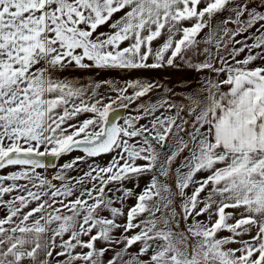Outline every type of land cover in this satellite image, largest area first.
<instances>
[{
  "label": "snow or ice",
  "instance_id": "snow-or-ice-1",
  "mask_svg": "<svg viewBox=\"0 0 264 264\" xmlns=\"http://www.w3.org/2000/svg\"><path fill=\"white\" fill-rule=\"evenodd\" d=\"M0 264H264V0H0Z\"/></svg>",
  "mask_w": 264,
  "mask_h": 264
},
{
  "label": "rangeland",
  "instance_id": "rangeland-1",
  "mask_svg": "<svg viewBox=\"0 0 264 264\" xmlns=\"http://www.w3.org/2000/svg\"><path fill=\"white\" fill-rule=\"evenodd\" d=\"M165 74H169V75L166 76ZM133 76L141 77L143 79H147V80L159 83L160 85L163 86V87L154 89L153 92L149 93L148 96L144 98V102H149V101L155 102L156 100L166 95V93L164 92V88L173 87L174 81H177L182 76L196 77L197 73L193 72L191 69H185L179 72H176L173 70H152V71L137 72V73H134ZM110 78L120 81L122 83L123 80L130 79L132 77L128 76L125 73H120L119 75L113 73ZM175 86L177 89H179L181 85L177 83ZM127 114L128 113L126 111L125 115ZM78 154L80 153L77 152V153H73L72 155H78ZM65 159H68V157H65L64 159H62L60 163H63ZM109 159L110 157L103 156V157L97 158V163L104 164ZM73 175H75V173H73ZM140 183L142 187L144 180H141Z\"/></svg>",
  "mask_w": 264,
  "mask_h": 264
},
{
  "label": "water",
  "instance_id": "water-1",
  "mask_svg": "<svg viewBox=\"0 0 264 264\" xmlns=\"http://www.w3.org/2000/svg\"><path fill=\"white\" fill-rule=\"evenodd\" d=\"M120 111L125 115L127 110L121 109Z\"/></svg>",
  "mask_w": 264,
  "mask_h": 264
},
{
  "label": "crops",
  "instance_id": "crops-1",
  "mask_svg": "<svg viewBox=\"0 0 264 264\" xmlns=\"http://www.w3.org/2000/svg\"><path fill=\"white\" fill-rule=\"evenodd\" d=\"M166 76L169 75V74H165Z\"/></svg>",
  "mask_w": 264,
  "mask_h": 264
}]
</instances>
